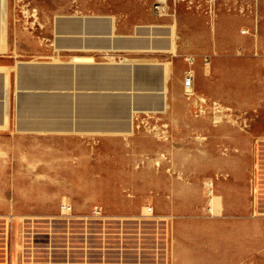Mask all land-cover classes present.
Listing matches in <instances>:
<instances>
[{"label": "rangeland", "instance_id": "1", "mask_svg": "<svg viewBox=\"0 0 264 264\" xmlns=\"http://www.w3.org/2000/svg\"><path fill=\"white\" fill-rule=\"evenodd\" d=\"M156 1L29 0L27 29L0 32L13 43L0 46V215L32 217L22 264H264L263 67L260 107L244 95L264 0ZM234 15L251 25L236 30L248 46L232 73ZM212 60L215 76L197 77ZM231 78L241 101L216 96ZM64 203L121 226L51 227ZM6 227L0 217V264ZM119 236L146 249H71Z\"/></svg>", "mask_w": 264, "mask_h": 264}, {"label": "crops", "instance_id": "2", "mask_svg": "<svg viewBox=\"0 0 264 264\" xmlns=\"http://www.w3.org/2000/svg\"><path fill=\"white\" fill-rule=\"evenodd\" d=\"M250 0H243L242 2L244 3H248ZM2 2L3 0H0V32L4 31V29H10V30H26L27 29V12H28V6H29V0H4V5H5V14L4 17L2 15ZM36 7V6H34ZM242 8H245L244 6ZM257 12L263 14L264 10L262 7H258L257 8ZM7 17V18H6ZM8 22V26H5L2 24V19ZM222 19H226L224 18V16L222 17ZM227 22L228 24V35L234 37L233 41L231 43V46L234 47L233 49L230 48L229 51V55L232 57L231 61H230V65L229 67H227V69L229 71H231L232 73L236 72L237 70V65L236 62L237 61H242L245 59L246 57V53H247V39H241L239 40L237 43L235 42V34H236V30L238 28H242V27H249L251 25V19L250 17H241V16H228L227 17ZM258 32V30H257ZM241 33H247L246 30H242ZM3 34L0 36V46L3 47H10L12 46V41H10V38L7 37H2ZM7 38V39H6ZM259 36H257V34L253 35V45L254 47H256V51L255 54L253 55L254 57L251 59V69H250V77L252 79H254L253 81L249 80V84L247 87V90L244 92L245 97H247L249 104L252 105V107L258 109L257 105L262 104L263 102V92H262V88H261V83H260V72H263L262 69L264 68V48H262L260 50L259 45H260V40ZM26 41V39H25ZM21 42V39H20ZM15 43L17 44V41L15 40ZM14 43V44H15ZM262 43V42H261ZM6 52H11L10 48H5L3 49L2 53L4 54L3 56H6ZM9 55V54H8ZM229 56V57H230ZM256 57V58H255ZM214 67H215V60L211 61V64L208 65L207 70L202 67L201 65H197L196 66V75L197 77H200V73H209L211 72V76H215V71H214ZM263 67V68H262ZM21 68H25L26 67H22ZM239 69V68H238ZM24 72L25 71H21L20 73V77L25 78L24 77ZM207 74H203L201 75L202 77H204L203 79L205 80V78ZM234 78V77H233ZM3 81L0 80V94H2V96L4 95L3 92ZM224 83L221 82V86H223ZM218 95H216L218 98L222 99V100H227L228 102L231 101H241L239 100V96L241 95V92L238 91L235 88V81L232 80V78L229 80L228 83V88L225 89L224 92H220L217 91ZM243 97V95H241ZM244 97V99H245ZM243 99V98H242ZM3 102V101H2ZM264 110V107L260 108V110ZM263 112V111H262ZM0 124H2V120H0ZM262 124V136L261 138H264V121L262 119L261 121ZM145 209V208H144ZM150 209V215L147 216H152V209ZM1 218H3L4 222L6 223V232L2 235V240H3V244H5V249H6V255H7V261L8 264H22V258H23V250L24 249V245L22 242L23 239V233H22V229H21V225L24 222V219H28V218H32L30 216H21L19 214H15L13 211L12 212H8L5 214H1L0 215ZM46 221H51V227H53V225H57V223H61L62 225L67 226V229H70V227L72 225L74 226H81L83 229L86 230V232H88V229H91V225L94 224L95 221H99V222H110L113 223L115 222V224L117 225V227L121 226L122 222L119 218V216L114 215H108V216H102L100 218V220H93L91 218L90 215H84V214H74V215H70L68 217H61V216H55V217H45ZM58 221V222H57ZM57 222V223H56ZM15 223V225L13 224ZM17 223V224H16ZM101 225H103L101 223ZM100 225V226H101ZM104 226V225H103ZM139 227V226H137ZM82 232L78 233V235L80 236H84V234L81 235ZM89 234V233H87ZM104 235H109L107 232L103 233ZM118 237V236H117ZM80 238H84V237H80ZM87 241H85L87 244H83L81 246H76V247H72L71 249H146V248H142L141 246H137L136 247H123L119 244H121V242H123L124 237L123 236H119V238H117V243L118 245L115 247H106L104 245L102 246H98V247H91L89 246V242L88 240L89 238H86ZM85 239V240H86ZM152 249H156L155 247H153ZM175 249H177L175 247Z\"/></svg>", "mask_w": 264, "mask_h": 264}, {"label": "built area", "instance_id": "3", "mask_svg": "<svg viewBox=\"0 0 264 264\" xmlns=\"http://www.w3.org/2000/svg\"><path fill=\"white\" fill-rule=\"evenodd\" d=\"M164 3H165V0H157L156 3L153 5V9L156 12H159V10L162 8V5ZM71 210H72V207L70 204H66V203L61 204L60 216L63 218L70 216ZM90 216L93 220H100V218L102 217L99 209H94Z\"/></svg>", "mask_w": 264, "mask_h": 264}, {"label": "bare ground", "instance_id": "4", "mask_svg": "<svg viewBox=\"0 0 264 264\" xmlns=\"http://www.w3.org/2000/svg\"><path fill=\"white\" fill-rule=\"evenodd\" d=\"M32 13H34V12H32ZM36 15H37V14H36ZM33 16H34V15H33ZM35 18H36V17H35ZM53 44H54V43H53ZM55 45H57V44L55 43ZM56 47H57V46H56ZM105 55H106V54H105ZM116 55H117V54H116ZM109 56H110V55H109ZM79 60H81V58L76 59V61H79ZM108 60H109V59H108ZM70 61H71V62H74V61H72V60H70ZM109 62L112 63V64L115 65V66H116V65H119V68H118V69H124V67L122 66V62H118V61L116 62L115 60H109ZM131 70L134 71L135 69H134L133 67H131ZM135 74H136V73H135ZM91 75H93V74H90V73L88 74L89 77H91ZM200 100H201L202 103L204 102V99H203L202 97H200ZM220 109H221V111H220L221 113L216 114L215 117H214V121H215V122L219 121V120L222 119V117H223L224 108H223V107H220ZM226 110H230V109H229V108H227V109L225 108V111H226ZM201 111H203V108H202V107H201ZM231 113H232V112H231ZM227 114H228V113H227ZM227 117H228L229 120H230V115H227ZM208 185H209V188H210L211 183H209ZM209 188H208V189H209ZM208 189H207V190H208ZM209 202H210V204H212V198H210ZM144 213L147 214V215H150V214H149V213H150V209H149V208H145V209H144Z\"/></svg>", "mask_w": 264, "mask_h": 264}]
</instances>
